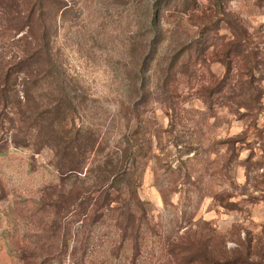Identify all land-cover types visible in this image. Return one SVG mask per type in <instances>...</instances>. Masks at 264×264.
Listing matches in <instances>:
<instances>
[{
    "label": "rangeland",
    "instance_id": "374dc122",
    "mask_svg": "<svg viewBox=\"0 0 264 264\" xmlns=\"http://www.w3.org/2000/svg\"><path fill=\"white\" fill-rule=\"evenodd\" d=\"M29 1L0 7V264H264V0H40L24 67Z\"/></svg>",
    "mask_w": 264,
    "mask_h": 264
},
{
    "label": "trees",
    "instance_id": "16d2710c",
    "mask_svg": "<svg viewBox=\"0 0 264 264\" xmlns=\"http://www.w3.org/2000/svg\"><path fill=\"white\" fill-rule=\"evenodd\" d=\"M40 0H30L26 4V14L20 18L21 23L23 24V27H27L28 31H30V36L28 39V48L24 49L22 52V57L18 59L19 63L23 62L24 67L30 65L33 63L34 58H39L40 56H46L48 60L53 56L52 55V50H51V41H50V27L44 23V21H40V28L42 29V33L35 34L32 32L34 28H37L39 25H37V21L33 20L34 19V13L35 10L38 6ZM3 0H0V7L2 6ZM161 8L159 6L153 8L152 14H151V21L154 22L159 14H160ZM39 21V20H38ZM157 38H155V41ZM35 62H38V60H35ZM63 100L62 98L57 99L53 106L49 109L46 110V113H53L55 114L54 117H52L51 121L54 119H57L58 113H64L65 111V106L63 107ZM52 123V122H51Z\"/></svg>",
    "mask_w": 264,
    "mask_h": 264
}]
</instances>
